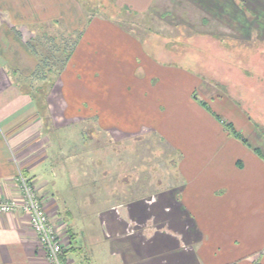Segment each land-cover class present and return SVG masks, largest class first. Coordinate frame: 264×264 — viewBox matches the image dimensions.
<instances>
[{
  "label": "crops",
  "instance_id": "0c3cea01",
  "mask_svg": "<svg viewBox=\"0 0 264 264\" xmlns=\"http://www.w3.org/2000/svg\"><path fill=\"white\" fill-rule=\"evenodd\" d=\"M79 1L0 0V199H19V173L30 178L67 264H264V150L250 140L264 126L258 112L264 101L253 97L264 87L243 93V80L233 93L231 84L206 77L214 79L204 81L206 91L220 98L233 130L223 132L189 97L205 76L154 56L110 18L95 14L79 22L77 16L73 23L71 12L83 14ZM186 1L176 3L239 32L237 42L255 38L264 45V0ZM122 2L139 13L164 14L156 15L161 22L169 15L156 11L159 0ZM35 35L76 37L50 88L32 74L38 61L27 41ZM249 73L243 74L255 76ZM41 85L46 97L36 96ZM38 109L49 111L53 130ZM170 110L169 118L184 127L189 122L188 132L173 137L171 189L95 211L79 210L82 203L77 212L60 200L62 181L67 187L69 180L58 173L62 149L54 150V128L91 122L99 131L135 136L160 127ZM191 112L199 117L188 121ZM245 132L246 142L239 138ZM0 264H48L26 215L0 213Z\"/></svg>",
  "mask_w": 264,
  "mask_h": 264
},
{
  "label": "rangeland",
  "instance_id": "374dc122",
  "mask_svg": "<svg viewBox=\"0 0 264 264\" xmlns=\"http://www.w3.org/2000/svg\"><path fill=\"white\" fill-rule=\"evenodd\" d=\"M159 1L161 4L155 8L156 11H169L162 22L156 15L162 17L164 14L150 11L139 13L130 8L127 11L123 8L122 0H80L79 8L83 14L71 12L70 19L75 23L79 16V22L83 18L87 21L89 16L95 14L110 18L143 40L146 49L154 56L187 68L192 67L198 74L205 76L204 79L198 77L196 88L189 97L219 123L221 131L231 134L232 129L228 127L230 121L224 118L225 113L218 102L220 98L206 91L204 81H225L233 86L231 91L236 93L239 83L244 80L246 83L240 89L243 93H252L260 83L257 73L261 72L264 59L262 41L252 38L246 43H239L237 38L242 35L235 31L228 32L210 14L201 13L194 6H180L176 3L178 0ZM223 37L226 39L224 42ZM244 70L251 71L255 76L243 74ZM208 75L215 78L207 79ZM253 97L264 101V94L257 93ZM168 112L171 115V110L166 111L168 119L160 127L158 125L135 136L99 131L91 122L63 123L61 128L53 127L58 130L59 140L54 150L57 151L59 146L62 149L58 173L60 171L62 177L67 176L69 180L67 187L65 178L62 181L61 191L58 192L60 200L74 211L82 203L87 206H80L79 210L95 211L136 198H149L165 189H171L176 183L173 137L188 132L189 122L184 127L182 120L179 122L173 120L172 116L169 118ZM193 112L186 116L188 121L191 117H199L197 111V114ZM258 112L263 114L264 108ZM258 128L261 131V134L255 132L258 140L250 137L247 139L252 140V146L256 144L264 150V126ZM243 135L240 137L245 138L246 132ZM52 224L55 227L53 221Z\"/></svg>",
  "mask_w": 264,
  "mask_h": 264
},
{
  "label": "built area",
  "instance_id": "2783aa9c",
  "mask_svg": "<svg viewBox=\"0 0 264 264\" xmlns=\"http://www.w3.org/2000/svg\"><path fill=\"white\" fill-rule=\"evenodd\" d=\"M20 190L19 199H0V213L24 214L28 217L40 247L46 254L48 264H67L63 259V242L52 224L43 200L36 187L23 173L17 177Z\"/></svg>",
  "mask_w": 264,
  "mask_h": 264
},
{
  "label": "trees",
  "instance_id": "16d2710c",
  "mask_svg": "<svg viewBox=\"0 0 264 264\" xmlns=\"http://www.w3.org/2000/svg\"><path fill=\"white\" fill-rule=\"evenodd\" d=\"M125 10L130 11L129 8L123 7ZM91 16H89L90 18ZM88 18V19H89ZM87 19V20H88ZM129 31L128 28H126ZM81 31H77V33ZM130 32V31H129ZM78 36V34L76 35ZM54 36L49 38V36H33L30 40L27 41L28 47L30 50L37 56V66L32 73L37 82L41 83H50L49 87L53 85L54 80L60 73L61 69L64 66L65 61L70 56L74 40L76 37L71 35L69 36H61V38ZM264 68V59L262 60V69ZM261 69V72L258 71L257 75L260 77L258 81L260 82L257 88L264 87V71ZM252 72L250 71L249 74ZM40 89V90H39ZM38 93L36 96L46 97V93L44 90V85L37 87ZM49 90V89H48ZM40 116L44 119V125L46 129H50V121H49V111L48 110H37ZM230 129H232L229 124ZM233 131V130H232ZM238 135L237 133H235ZM242 140L246 142V139L243 137Z\"/></svg>",
  "mask_w": 264,
  "mask_h": 264
}]
</instances>
